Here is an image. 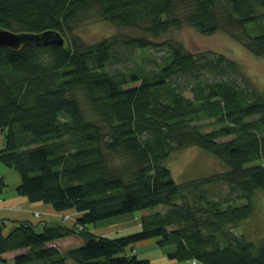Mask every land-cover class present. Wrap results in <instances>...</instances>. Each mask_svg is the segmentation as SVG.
I'll return each mask as SVG.
<instances>
[{
  "label": "trees",
  "instance_id": "obj_1",
  "mask_svg": "<svg viewBox=\"0 0 264 264\" xmlns=\"http://www.w3.org/2000/svg\"><path fill=\"white\" fill-rule=\"evenodd\" d=\"M96 16L143 34L85 42L75 28ZM183 24L226 29L264 55V0H0V28L23 37L0 43L1 162L21 176L18 193L76 210L82 227L58 244L77 230L22 220L6 231L0 219V264H151L127 252L151 238L178 260L264 264V237L233 231L258 216L264 192V90L221 52L154 42ZM57 31L70 39L53 42ZM156 45L161 65L132 60ZM189 145L228 168L180 183L166 158ZM6 185L0 176V196ZM160 204L137 232L89 228ZM11 250L20 252L9 262Z\"/></svg>",
  "mask_w": 264,
  "mask_h": 264
},
{
  "label": "rangeland",
  "instance_id": "obj_2",
  "mask_svg": "<svg viewBox=\"0 0 264 264\" xmlns=\"http://www.w3.org/2000/svg\"><path fill=\"white\" fill-rule=\"evenodd\" d=\"M75 32L80 34L85 42H96V40L124 34H143V31L137 27L115 25L99 16H96L93 19H88L84 23L77 25ZM64 35L66 39H70L71 37L69 34ZM168 39L183 43L186 49L193 52L204 50L221 52L236 63L238 62L246 76L253 80L259 89L261 88L264 90V55L254 53L241 38L237 36L235 37L226 29L224 30L221 28L212 34H208L197 29L194 25L183 24L180 27L172 26L169 31L153 37L154 42L157 44ZM165 55H167L165 47H157L156 45L155 47L143 48L136 51V54L132 55V60L134 58L138 63H146V66L148 65L151 67L161 65L162 59ZM132 60H126L125 64L133 63ZM136 84H138V82L134 81L129 85ZM186 93L189 92L187 91ZM227 138L229 139L230 137H224L222 139ZM166 159L168 165L173 171L175 180L180 183H186L190 180H203L205 177L220 173L228 168L221 158L199 145H189L183 149H176V151H172ZM261 163H264V159ZM210 186L213 189V193L220 189L219 183L216 181H213ZM167 208L168 206L160 204L154 208L136 210L132 213L126 214L130 215L129 217L123 216L124 218H116L104 226H100L101 229L100 227L92 226H89V228L91 227L93 232L104 236H116L124 235L128 232H137L142 229V217L144 215L147 216L150 212L165 210ZM254 209H256L258 216L253 219H247L250 221L244 220L240 225L234 227L233 231H243L254 239L264 237V192L262 193L260 191L254 196ZM32 211L33 218L47 227L66 225L78 231L67 234L59 240L56 239V243L60 244L62 241L73 240L76 237H79V232L82 230V227L77 221L79 213L76 210L72 209L60 212L52 207L51 209L48 208V210L43 208H33ZM155 241H157V238L148 239L146 242H143L141 246L143 248H149L156 243ZM9 252L8 257H12L17 251L11 250ZM166 252L163 251L162 256L169 257ZM192 262L194 263L195 261L192 260Z\"/></svg>",
  "mask_w": 264,
  "mask_h": 264
},
{
  "label": "crops",
  "instance_id": "obj_3",
  "mask_svg": "<svg viewBox=\"0 0 264 264\" xmlns=\"http://www.w3.org/2000/svg\"><path fill=\"white\" fill-rule=\"evenodd\" d=\"M4 135L2 130H0V149L4 147ZM12 175V176H11ZM0 176H3L5 180L7 181L6 189L0 196V219L5 220L6 228L5 230L8 231L9 229H12L16 226L20 221L22 220H30L33 222H37L39 229L43 225L39 221L33 218V208H43L47 209L52 208V205L45 204L42 201L33 202L29 199V197H26L17 191V185L21 182V176L19 175L18 171L15 170L13 167L8 166L6 164H3L0 159ZM54 208V207H53ZM130 216V215H126ZM125 216V217H126ZM124 218V217H123ZM101 229V227H100ZM103 231V229H102ZM59 240V239H58ZM73 240L68 241H62V242H69ZM147 241V240H146ZM138 242V244L134 246H129L127 248V252L137 254L140 257H146L150 258L151 264H202L200 262H192V260H178L175 258L162 256L163 251L166 252L164 248H161L160 245H157L156 243L151 245L149 248H143L141 245L143 242ZM62 244V243H60ZM20 251H17L16 253H19ZM10 252L4 253V256L8 257ZM15 253V254H16ZM167 254V252H166ZM14 256V254H13ZM12 257H6L8 261H12Z\"/></svg>",
  "mask_w": 264,
  "mask_h": 264
},
{
  "label": "water",
  "instance_id": "obj_4",
  "mask_svg": "<svg viewBox=\"0 0 264 264\" xmlns=\"http://www.w3.org/2000/svg\"><path fill=\"white\" fill-rule=\"evenodd\" d=\"M56 37L53 39V42L63 45L66 38L65 36L61 35L60 32H56ZM23 40L22 35L16 34L12 31H9L7 29L0 28V43L6 44L8 46H18L21 41Z\"/></svg>",
  "mask_w": 264,
  "mask_h": 264
}]
</instances>
